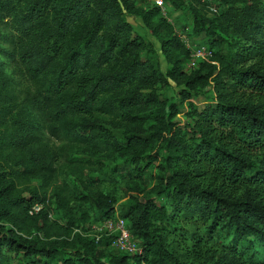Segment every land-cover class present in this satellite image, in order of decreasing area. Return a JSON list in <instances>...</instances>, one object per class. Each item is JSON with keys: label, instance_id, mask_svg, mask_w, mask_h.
<instances>
[{"label": "trees", "instance_id": "16d2710c", "mask_svg": "<svg viewBox=\"0 0 264 264\" xmlns=\"http://www.w3.org/2000/svg\"><path fill=\"white\" fill-rule=\"evenodd\" d=\"M167 1L175 7L183 4ZM195 1L189 4L195 28L207 23L214 32L215 19L206 18L197 5L200 1ZM235 1L222 0L220 20H215L237 34L235 50L214 51L218 41L211 40L209 60L198 62L199 67L186 74L182 65L191 53L156 5L144 11L131 0H0V25L13 32L5 41L13 46L0 51L25 66L39 83L15 109L11 130L5 134L8 151L0 160V264H9L11 252L34 256L38 264H105L101 258L110 247L107 237L95 242L86 234L89 228L81 231L79 219L70 218L65 225L50 220L48 198L38 188L27 186L28 196L18 190L32 178L46 185L58 172L55 155L41 147L31 130L32 110L52 135L81 142L87 134L79 129L90 130L94 137L106 130L96 121L97 112L114 113L120 105L124 112L127 102L136 103L142 95L134 88L114 99L103 93L128 82L152 86L168 79L182 86L183 93H197L202 84L212 91V99L196 112L195 124L180 132L171 121L174 104L167 108L162 104L155 110L153 135L161 152L142 153L145 139L136 134L110 143L116 151L127 152L133 174L149 176L150 163L158 165L151 194L135 198L121 212L108 195L99 193L87 200L102 217L99 221L116 212L126 220L142 248L132 255L135 264H247L248 252L250 258L257 256L250 246L252 240L264 244V0H241L240 6ZM125 14L140 16L158 39L170 64L164 72L159 64L141 59L140 36H132ZM249 60L253 62L245 65ZM161 195L170 213L176 211L191 224L199 221L209 237L224 233L225 249L215 254L197 246L192 248L197 255L192 261L169 249L152 228L156 211L167 210L164 204L156 205ZM34 205L40 208L30 213ZM30 226L46 239L31 236ZM60 233L70 234L71 243L58 239ZM124 260L122 256L108 264H129Z\"/></svg>", "mask_w": 264, "mask_h": 264}, {"label": "rangeland", "instance_id": "374dc122", "mask_svg": "<svg viewBox=\"0 0 264 264\" xmlns=\"http://www.w3.org/2000/svg\"><path fill=\"white\" fill-rule=\"evenodd\" d=\"M133 6L138 9L148 11L156 5V0H131ZM197 5L206 18L219 21V15L224 8L222 0H199ZM183 4L179 7L173 6L169 1L162 0L161 15L168 21L173 33L178 35L184 46L192 53L200 46L209 47L211 40L218 41L217 46H213L214 51L226 53L228 50H235L240 41L237 34L230 28L217 25L214 20L213 30L204 23L203 26H194V19L189 9L190 3L195 0H182ZM208 3L202 5V3ZM235 6L242 5L241 0L235 1ZM215 9L216 11H214ZM125 19L131 25L132 36L139 35L142 43L140 52L141 59L151 60L159 64L164 72L170 67L166 63L160 50L158 39L152 34L145 21L140 16L125 14ZM0 47H12L13 43L6 44L5 41L13 37V32L9 26L0 25ZM155 49V50H154ZM191 54L185 59L182 69L186 74L199 67L200 60L196 58L195 65L189 66ZM126 55L120 57L124 61ZM199 62V63H198ZM253 60L246 61L249 65ZM198 63V64H197ZM38 82L31 79L25 66L21 65L16 59L0 51V160L7 153L5 134L11 130V117L15 109L21 106L25 96L32 95L38 86ZM134 88L142 95L136 103L127 102L126 111L121 112L123 106L120 105L114 113L106 114L97 112L96 121L106 130H100L96 136H91L88 131L82 130L87 134L84 141L74 142L67 138L56 137L46 128V122L40 115L32 110L33 122L32 132L40 139L41 147L47 152L55 155L54 165L57 167V174L42 184L41 179L32 178L28 183L22 182L17 186L22 195L28 196L27 186L36 187L44 192L50 205V220H55L61 225H65L68 219H79L80 230L84 231L97 223L102 217L95 207L87 200L91 196L99 193L108 195L114 200V205L121 210L131 204L135 198H141L151 194L150 185L155 183L156 173L159 172L155 162L150 163L151 174L149 176H138L130 172L133 165L128 161L127 152L116 151L113 139L120 140L127 135L136 134L137 137L144 138L145 142L140 146L141 152H152L160 149V141L155 139V124L157 121L156 109L163 104L166 108L170 103L174 104L175 114L171 121L175 122L180 132L196 122V112L203 109L212 99V91L206 84L199 86L201 90L183 93V87L175 84L172 80L155 82L152 86H139L134 82H128L123 87L113 91L103 93V97L114 99L120 96L124 90ZM125 107V106H124ZM9 111V112H8ZM149 113V116H146ZM145 115L142 118L137 116ZM6 132V133H5ZM106 134V135H104ZM110 135V136H109ZM154 135V136H153ZM108 137V140L106 138ZM108 141L110 146L105 144ZM76 159V160H75ZM164 195L156 197L157 206L164 204L167 208L164 214L156 211L152 218V228L161 235L165 245L176 252L186 261L194 260L192 248L198 246L201 252H214L215 254L225 249L227 238L224 233L209 237L202 232L200 222L195 224L188 223L176 211L170 213V208L165 204ZM116 212L115 216L119 214ZM8 226V225H7ZM30 235H38L43 241L46 237L42 231H38L35 226H30ZM63 241H71V235L60 233L56 236ZM138 241H140L138 239ZM71 243V242H70ZM251 251L256 253V257H249V252L244 256L247 264H264V244L252 240ZM196 250V253L199 252ZM67 257H71L70 250ZM10 253V252H7ZM133 254L122 253L112 246L106 249L101 261L108 264L112 259L124 257V262L135 264ZM36 257H23L11 252L9 264H38ZM48 264H58L52 262Z\"/></svg>", "mask_w": 264, "mask_h": 264}, {"label": "built area", "instance_id": "2783aa9c", "mask_svg": "<svg viewBox=\"0 0 264 264\" xmlns=\"http://www.w3.org/2000/svg\"><path fill=\"white\" fill-rule=\"evenodd\" d=\"M156 6L162 8V0H156ZM213 10L216 11L215 9ZM211 55L212 51L210 48L200 46L195 51H192L189 66L195 65L196 58L207 61ZM39 208V205H34L30 213L37 212ZM86 234L93 238L95 242L107 237L110 241V246L128 254L141 253L142 251L141 246L128 229L126 220L118 215L92 224Z\"/></svg>", "mask_w": 264, "mask_h": 264}]
</instances>
